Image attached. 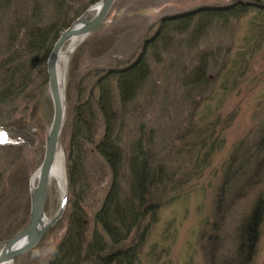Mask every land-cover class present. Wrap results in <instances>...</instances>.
<instances>
[{
  "label": "rangeland",
  "instance_id": "obj_1",
  "mask_svg": "<svg viewBox=\"0 0 264 264\" xmlns=\"http://www.w3.org/2000/svg\"><path fill=\"white\" fill-rule=\"evenodd\" d=\"M42 1L45 17L50 19L52 4ZM91 1L70 4L65 13L73 18L69 24L100 0ZM232 2L115 0L103 23L60 61L61 71L66 69L67 114L61 145L68 201L39 244L9 264H48L77 209L86 214L88 239L97 226L111 242L95 223L112 181L108 163L95 150L105 132L104 117L96 108L100 95L96 80L109 68L133 62L163 17ZM22 5L17 0L8 15L2 12L7 20L0 26V134L4 136L0 143V251L2 242L28 223L32 177L44 159L54 113L49 54L43 52L39 58L24 49L27 28H20L16 44H11L8 22L24 16ZM247 9L201 27L196 20L185 31L168 30L166 38L159 37V52L148 49L151 74L138 97L124 108L116 80L112 81L115 131L121 143L130 151L136 140L144 139L156 164L172 174L170 181L154 185L149 193L150 202L160 201L149 233L140 242L150 216L121 245L140 243L136 264H222L225 260L243 264L236 255L240 230L259 198L264 200V14L253 3ZM69 45L65 44L64 52ZM13 54L21 56L6 65ZM203 66L204 76L196 83V68ZM88 98L96 114L92 138L83 141L77 152L71 145L74 108ZM72 149L74 155H81L83 174L73 186L69 180ZM77 192L82 194L81 201ZM63 195L59 182L52 179L46 203L49 219L59 212ZM245 264H264V218L256 250Z\"/></svg>",
  "mask_w": 264,
  "mask_h": 264
},
{
  "label": "trees",
  "instance_id": "obj_2",
  "mask_svg": "<svg viewBox=\"0 0 264 264\" xmlns=\"http://www.w3.org/2000/svg\"><path fill=\"white\" fill-rule=\"evenodd\" d=\"M46 1L51 3L53 8V17L50 19L45 17L42 0H22L24 16L22 18L19 16L18 20L14 17L11 22L16 19L15 25H10L11 22H8V32L12 34L11 44H16L19 29L27 28L28 43L24 49L29 54L36 53L39 58L43 52L50 53L61 33L70 25L73 18L65 13L70 8V4L76 0ZM93 2L94 0L91 1ZM16 3L17 0H0V26L6 19L2 12H7L8 15ZM249 3L257 5L264 14V0H233L231 4L224 6L200 7L163 17L158 31L152 38L146 40L142 52L133 62L123 67L109 68L98 77L96 85L100 95L96 108L104 117L105 132L96 143L95 150L108 163L112 172V181L102 207L95 214V223L101 225L111 242L105 239L97 226L88 239L86 214L77 209L72 215L65 237L59 243L48 264H84L90 260H97L99 264H136L140 243L130 244L127 247L121 245L133 232L141 228L143 221L150 216L151 220L142 228V233L139 235L140 242L149 233L160 206V201L150 202L149 193L154 185H160L163 180L170 181L172 174L156 164L155 157L144 146V139L136 140L130 147V151L126 144L121 143V135L115 131L117 116L112 81L116 80L120 104L124 108L138 97L151 74L148 49L153 48L157 53L159 52L160 49L157 46L159 37L166 38L168 30L185 31L196 20L199 27L220 19L228 20L232 16L246 12ZM17 52L19 53L18 50ZM20 56L13 54V57L7 58L6 65H11ZM39 62L40 60L38 64ZM203 72L204 66L196 68V83L202 80ZM7 74L5 70L4 78L8 79ZM93 105L91 98L75 105L71 145L73 148L75 145L77 152H80L83 141H91V128L96 116ZM74 152L75 150L72 149L69 154V159L72 160L69 166V180L72 186L74 182L76 184L82 180L81 175L83 176L81 155L77 152L74 155ZM77 196L81 201V192H77ZM263 218L264 200L259 198L240 230L236 251L240 259L238 262L248 263L254 254L261 235ZM222 264L234 263L225 260Z\"/></svg>",
  "mask_w": 264,
  "mask_h": 264
},
{
  "label": "water",
  "instance_id": "obj_3",
  "mask_svg": "<svg viewBox=\"0 0 264 264\" xmlns=\"http://www.w3.org/2000/svg\"><path fill=\"white\" fill-rule=\"evenodd\" d=\"M114 2L115 0H100L92 5L61 33L49 53L47 71L54 113L46 137L45 155L39 169L36 171L38 172L37 184H34L33 181L31 182V212L28 223L14 236L2 242L3 248L0 251V264H8L21 254L35 248L49 228L59 220L65 209L67 202L66 194L63 196L59 212L52 219L47 217L46 203L51 183V172L58 153L60 151L63 152L61 133L67 114L65 98L66 69L61 74L59 69L61 55L65 44L72 38L81 37L85 39L96 30L105 20ZM93 11H95L94 16L88 18L89 14Z\"/></svg>",
  "mask_w": 264,
  "mask_h": 264
},
{
  "label": "bare ground",
  "instance_id": "obj_4",
  "mask_svg": "<svg viewBox=\"0 0 264 264\" xmlns=\"http://www.w3.org/2000/svg\"><path fill=\"white\" fill-rule=\"evenodd\" d=\"M84 38H77L74 37L72 38L70 41V45L67 49L66 52L63 51L62 55H61V60L68 58L67 54L69 55V53L83 40ZM59 69H60V65H59ZM61 71V69H60ZM64 72V71H63ZM61 71V74L63 73ZM32 181L34 184H36V180L38 179V172H36L33 177H32ZM52 179H56L60 186L63 188V191L65 192V185H66V173H65V166H64V154L62 151H60L57 155V159L54 163L52 172H51V180ZM7 264V263H5ZM9 264V263H8Z\"/></svg>",
  "mask_w": 264,
  "mask_h": 264
},
{
  "label": "snow or ice",
  "instance_id": "obj_5",
  "mask_svg": "<svg viewBox=\"0 0 264 264\" xmlns=\"http://www.w3.org/2000/svg\"><path fill=\"white\" fill-rule=\"evenodd\" d=\"M4 142V136L3 134H0V143Z\"/></svg>",
  "mask_w": 264,
  "mask_h": 264
}]
</instances>
